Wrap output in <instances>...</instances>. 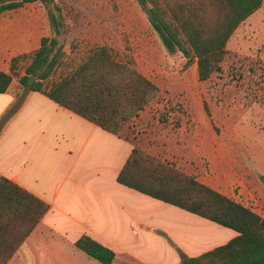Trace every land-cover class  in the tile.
<instances>
[{
  "label": "crops",
  "instance_id": "crops-1",
  "mask_svg": "<svg viewBox=\"0 0 264 264\" xmlns=\"http://www.w3.org/2000/svg\"><path fill=\"white\" fill-rule=\"evenodd\" d=\"M37 1L0 14V69L12 76L9 89L0 93V176L45 201L49 210L6 264H103L75 246L82 235L114 251L111 264H181L180 253L197 256L234 237L237 232L231 228L116 179L137 145L163 160L180 156L186 173L244 205L254 191L264 194L260 186L235 182L243 172L228 164L225 149L211 146L203 137L201 129L208 134L211 126L216 129L208 103L187 100L183 106L191 113L190 123L179 127V133L185 128L187 137L183 143L175 140L165 146L161 137L151 133L157 118L150 110L152 100L115 134L59 105L43 91L30 90L19 80L41 38L53 36L47 2ZM188 66L197 77L196 62ZM162 81L166 89L189 91L184 75L178 84ZM198 109L201 117L193 115ZM196 160L206 161L208 168L196 166ZM249 177L255 180L256 175Z\"/></svg>",
  "mask_w": 264,
  "mask_h": 264
},
{
  "label": "trees",
  "instance_id": "trees-1",
  "mask_svg": "<svg viewBox=\"0 0 264 264\" xmlns=\"http://www.w3.org/2000/svg\"><path fill=\"white\" fill-rule=\"evenodd\" d=\"M35 0H2L0 14ZM149 5L150 23L170 53L179 51L187 66L196 62L197 77L208 81L222 70L229 38L262 5L263 0H137ZM53 36L42 37L20 83L101 128L119 134L159 93L158 86L131 61L117 59L105 46L90 49L57 80L63 64L57 39L59 14L48 12ZM29 77L34 81L28 84ZM12 76L0 69V93ZM122 185L199 215L237 234L226 243L197 256L180 253L181 264H264V217L248 206L198 181L171 162L135 145L117 175ZM49 210V205L10 179L0 176V264H6ZM75 246L103 264L115 252L82 235Z\"/></svg>",
  "mask_w": 264,
  "mask_h": 264
},
{
  "label": "rangeland",
  "instance_id": "rangeland-1",
  "mask_svg": "<svg viewBox=\"0 0 264 264\" xmlns=\"http://www.w3.org/2000/svg\"><path fill=\"white\" fill-rule=\"evenodd\" d=\"M43 1L47 2L46 15L59 14L61 27L57 39L64 52L63 64L56 68L49 82L67 73L90 49L107 46L117 59L131 61L161 88L149 105L157 117L151 133L161 137L165 146L174 145L175 140L177 144L183 143L187 135L185 128L179 133V127H188L191 114L183 104L187 100L192 104L203 100L213 112L216 129L211 126L210 134L201 129L202 136L211 146L225 149L228 164L243 172L235 182L242 180L249 188L260 186L264 192V0L236 28L227 42L222 70L205 83L198 81L182 53L167 50L145 12L151 5L142 8L137 0H38L37 3ZM182 75L190 85L189 91L164 87L162 79L178 84ZM193 115L202 114L198 109L197 113L193 110ZM220 115L228 116L221 120ZM138 129L144 132V125ZM175 133L174 139L168 138ZM165 159L174 165L180 163L178 167L185 172L180 156ZM200 165L208 168L206 161L196 160V166ZM251 172L256 175L255 180L249 177ZM244 203L264 217V194L258 196L254 191Z\"/></svg>",
  "mask_w": 264,
  "mask_h": 264
},
{
  "label": "water",
  "instance_id": "water-1",
  "mask_svg": "<svg viewBox=\"0 0 264 264\" xmlns=\"http://www.w3.org/2000/svg\"><path fill=\"white\" fill-rule=\"evenodd\" d=\"M145 12H146V14L149 16V18H150V17H151L150 9L147 8V9L145 10ZM33 81H34V77H29V79H28V84H31Z\"/></svg>",
  "mask_w": 264,
  "mask_h": 264
}]
</instances>
